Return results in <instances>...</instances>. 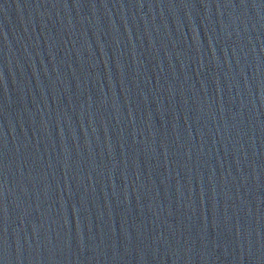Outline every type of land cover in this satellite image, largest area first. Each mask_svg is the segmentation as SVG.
I'll return each instance as SVG.
<instances>
[{
  "label": "water",
  "instance_id": "95a60500",
  "mask_svg": "<svg viewBox=\"0 0 264 264\" xmlns=\"http://www.w3.org/2000/svg\"><path fill=\"white\" fill-rule=\"evenodd\" d=\"M0 264H264V0H0Z\"/></svg>",
  "mask_w": 264,
  "mask_h": 264
}]
</instances>
